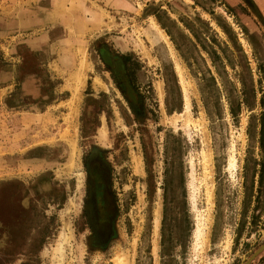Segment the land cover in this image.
<instances>
[{
    "label": "rangeland",
    "instance_id": "obj_1",
    "mask_svg": "<svg viewBox=\"0 0 264 264\" xmlns=\"http://www.w3.org/2000/svg\"><path fill=\"white\" fill-rule=\"evenodd\" d=\"M254 2L0 0V264L249 257L264 241ZM122 54L139 64L132 80ZM92 160L106 175L103 239L88 211Z\"/></svg>",
    "mask_w": 264,
    "mask_h": 264
},
{
    "label": "flooded vegetation",
    "instance_id": "obj_2",
    "mask_svg": "<svg viewBox=\"0 0 264 264\" xmlns=\"http://www.w3.org/2000/svg\"><path fill=\"white\" fill-rule=\"evenodd\" d=\"M89 165L87 170L89 178L88 211L95 234L103 239L107 233L111 216L107 198L105 169L96 160H92Z\"/></svg>",
    "mask_w": 264,
    "mask_h": 264
},
{
    "label": "trees",
    "instance_id": "obj_3",
    "mask_svg": "<svg viewBox=\"0 0 264 264\" xmlns=\"http://www.w3.org/2000/svg\"><path fill=\"white\" fill-rule=\"evenodd\" d=\"M214 1H217V0H214ZM223 5L227 10L231 11V8L228 4L223 2ZM154 15H155L157 22L160 23L159 16L157 14H154ZM207 55H208V57L212 63L215 62L216 59H218V55L215 53V51L213 49L210 50V52H208ZM119 57L121 58V60L124 63L127 75L132 80L134 78L135 71L139 68V64H138L137 60L134 58H131V56L127 55V54H122ZM183 60L185 61L189 70L191 72H193L192 65L190 62H188L187 58L183 57ZM3 64H4V60L2 59L1 54H0V66H2ZM196 68L197 67H195V69ZM204 72L209 74V69L204 67V70L201 71V73L199 75V76H201V79L204 81H213L212 75L209 74V76L206 77V76H204ZM259 105H260L261 110H260L258 117H257V120H258L257 121V123H258L257 143H258V147H259L260 152H264V99L262 96L259 98ZM171 111H172V109H167V113H170ZM229 112L232 116L235 115L234 108L231 106L229 107ZM215 113H216L215 115H218V110ZM207 114H209L208 110H207ZM256 164L258 165V169H257V186H258V188H257V190H260L261 185L264 183V158L259 159L258 162H256ZM161 245H162V239H161Z\"/></svg>",
    "mask_w": 264,
    "mask_h": 264
},
{
    "label": "bare ground",
    "instance_id": "obj_4",
    "mask_svg": "<svg viewBox=\"0 0 264 264\" xmlns=\"http://www.w3.org/2000/svg\"><path fill=\"white\" fill-rule=\"evenodd\" d=\"M178 66V65H177ZM180 72H181V70H180ZM185 97V96H184ZM184 111L185 112H188L189 111V102H188V99L187 98H185L184 99ZM231 159V158H230ZM232 163V162H231ZM157 228H158V211H156V213H155V217H154V236L156 237V235H157ZM195 234H196V236L197 237H202L203 236V228L202 227H198V226H196V230H195ZM117 264H119V263H117ZM125 264V263H124Z\"/></svg>",
    "mask_w": 264,
    "mask_h": 264
},
{
    "label": "water",
    "instance_id": "obj_5",
    "mask_svg": "<svg viewBox=\"0 0 264 264\" xmlns=\"http://www.w3.org/2000/svg\"><path fill=\"white\" fill-rule=\"evenodd\" d=\"M264 249V241L249 255L242 264H249L252 258Z\"/></svg>",
    "mask_w": 264,
    "mask_h": 264
},
{
    "label": "crops",
    "instance_id": "obj_6",
    "mask_svg": "<svg viewBox=\"0 0 264 264\" xmlns=\"http://www.w3.org/2000/svg\"><path fill=\"white\" fill-rule=\"evenodd\" d=\"M256 2L254 3L257 4L256 5L257 9H259V11H261L264 16V0H256Z\"/></svg>",
    "mask_w": 264,
    "mask_h": 264
}]
</instances>
